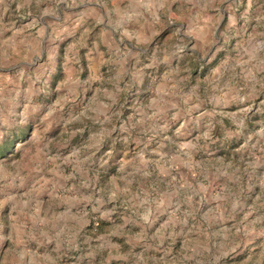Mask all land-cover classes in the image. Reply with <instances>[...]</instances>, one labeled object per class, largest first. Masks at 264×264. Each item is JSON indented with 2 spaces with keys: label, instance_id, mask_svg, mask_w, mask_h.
Listing matches in <instances>:
<instances>
[{
  "label": "rangeland",
  "instance_id": "rangeland-1",
  "mask_svg": "<svg viewBox=\"0 0 264 264\" xmlns=\"http://www.w3.org/2000/svg\"><path fill=\"white\" fill-rule=\"evenodd\" d=\"M5 147L0 264H264V0H0Z\"/></svg>",
  "mask_w": 264,
  "mask_h": 264
},
{
  "label": "crops",
  "instance_id": "crops-1",
  "mask_svg": "<svg viewBox=\"0 0 264 264\" xmlns=\"http://www.w3.org/2000/svg\"><path fill=\"white\" fill-rule=\"evenodd\" d=\"M127 11L133 12V16H134V20H133V21H134V22H138L139 19H140V17L143 18L144 21H145V19H146L144 13L140 15V12H138V11L136 10L135 7H134V8L127 9ZM120 20H121V21H124L123 18L120 19ZM85 193H86V192H85ZM85 193H82V194L84 195ZM60 227L64 228V227H63V224H62ZM80 229H81V228H80ZM80 229H79V230H80ZM58 231H59L58 234H56V235H57V238H59V237L61 236V234L63 233V229H62V230H61V229H58ZM19 256H21V255L19 254Z\"/></svg>",
  "mask_w": 264,
  "mask_h": 264
},
{
  "label": "trees",
  "instance_id": "trees-1",
  "mask_svg": "<svg viewBox=\"0 0 264 264\" xmlns=\"http://www.w3.org/2000/svg\"><path fill=\"white\" fill-rule=\"evenodd\" d=\"M6 149H7L6 147H5V148H0V155H2ZM96 226H98V227H97L98 229H100V230L102 229V226L99 225V222H98L97 225H95V227H96Z\"/></svg>",
  "mask_w": 264,
  "mask_h": 264
},
{
  "label": "built area",
  "instance_id": "built-area-1",
  "mask_svg": "<svg viewBox=\"0 0 264 264\" xmlns=\"http://www.w3.org/2000/svg\"><path fill=\"white\" fill-rule=\"evenodd\" d=\"M94 224H95V225H97V224H98V222L96 221V222H94Z\"/></svg>",
  "mask_w": 264,
  "mask_h": 264
}]
</instances>
